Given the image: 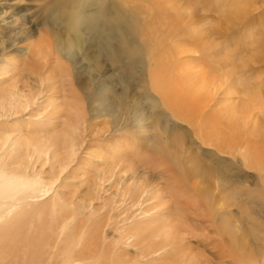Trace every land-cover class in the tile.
Returning <instances> with one entry per match:
<instances>
[{
	"label": "rangeland",
	"instance_id": "obj_1",
	"mask_svg": "<svg viewBox=\"0 0 264 264\" xmlns=\"http://www.w3.org/2000/svg\"><path fill=\"white\" fill-rule=\"evenodd\" d=\"M90 2L93 1L89 0V15L97 19L103 17L100 20L103 23L110 18V21L117 20L118 15L125 23L135 22L137 18L140 28L137 46L144 49L142 56L131 58L135 63L125 59L118 70L104 61L100 72H96L89 61V71L80 70V79L72 80V89L76 92L73 101L81 109L82 121L76 133L81 151L72 168L64 174L76 178L65 180L71 187L63 192L65 198L77 195L93 199L89 205L90 215L82 223L87 229L83 242H87V246L91 244L90 231L94 227L111 231V226L119 224L122 217L127 220L123 224L142 227L139 217H131L138 209L131 207L133 201L144 200L141 206L144 210L161 208L158 197L145 198L137 194L142 190H137L136 196L127 200L123 208L113 206L110 201L119 199L118 195L122 194L129 199L137 188L146 186L142 192L168 193L162 195L167 203L164 210L173 216L180 214L183 219L175 222L174 228L190 234L169 246L170 255H155L141 260L142 264H167L171 263V258L192 264H264V0H105L104 5ZM41 5L33 0H0V56L3 55L0 66L8 55L16 58V50L22 53L28 50L25 30L30 31V40L35 42L45 31L47 39L42 38L41 42L47 40L56 48L50 24L46 25L47 30L43 28L45 14L38 9ZM104 10L106 15L102 16ZM101 34H97L99 38ZM14 38L17 45L10 47ZM129 38L125 46L127 43L130 49L134 47V37ZM88 47L91 55L94 48ZM78 60L81 63L82 58L75 59ZM62 63L63 72H68L72 79L75 68L65 60ZM87 65L82 62L78 66L82 69ZM33 68L31 73L21 72L19 65L1 85H15L18 94L41 89L38 113L44 112L43 107L48 103L60 106L63 98L60 84L59 91L52 92L48 84L52 77L49 69L42 64ZM133 70L136 72L131 74ZM47 74L51 76L48 79ZM102 79L107 86V96L113 99V93H119L125 103L116 120L103 118L98 114L99 105L93 103L98 98L94 100L93 96ZM35 106L24 118L14 117L0 123V137L14 131L25 132L28 137L38 135L36 129L40 130L41 126L33 118ZM62 115L45 116L44 119L49 120L43 130L50 133L53 127L60 129V121L65 119ZM24 120L29 122L26 127ZM138 123L144 133L138 130ZM154 135L160 138L158 145H162V151L148 148V140ZM123 146L129 151L122 155ZM251 153L253 157L249 156ZM50 174V168H45L41 177L50 180ZM101 175L108 178L103 194L89 196L92 184L96 183L95 176ZM163 176L167 180L160 179ZM172 183L185 194L184 198L169 194L168 187ZM187 197L194 200L197 212L187 203ZM162 222L150 230L154 248L160 247L157 245L162 238L157 232ZM226 225L228 231L234 228L235 232L221 234ZM250 225L252 231L261 232L263 237H253ZM240 237L247 241L244 258L233 259L232 263H224L223 259L219 262L216 255L220 256L224 243L239 241ZM206 239L217 242L219 254H213ZM95 253L90 246L85 257L90 259ZM123 259L134 261L132 256ZM114 260L113 263H119ZM228 260L226 258L225 262Z\"/></svg>",
	"mask_w": 264,
	"mask_h": 264
},
{
	"label": "bare ground",
	"instance_id": "obj_2",
	"mask_svg": "<svg viewBox=\"0 0 264 264\" xmlns=\"http://www.w3.org/2000/svg\"><path fill=\"white\" fill-rule=\"evenodd\" d=\"M33 1L42 4V7L38 8L45 14L42 25L43 28L47 30L48 26L46 25L50 24V30H53L52 32H54L56 39V48L53 49L52 44L47 42V40L41 42L42 38L47 39L45 37V31L42 32L43 35L39 36L41 37L39 41L37 40L35 42V40H30L32 37V34H29L30 31L25 30V41L29 40L28 50L23 53L16 50L17 60L11 55H8V58L2 63L3 65L0 66V123L14 117L18 119L24 118L28 110L37 105L35 106L37 108L36 115L33 118H36L39 121H37L36 124L41 126L40 130H38V128L36 129L38 135L35 137H28L27 133L21 131L9 132L0 137V264H78L79 262L80 264H115L113 263V261H115L114 259L119 261L117 264H142L141 260L149 259L152 256L155 257V255H170L172 250L169 246L173 243L181 242L183 240L182 237L190 233L188 231L180 233V231H177L178 228H174L176 224H173L175 222L179 223L183 219L180 214L173 216L171 213L167 214V211L164 210L167 203H165V198L162 197V195L168 193L165 194L164 191H154L153 193L152 191L150 193L142 192L146 186L140 185L141 187L131 193L129 199H125L126 196H123V194L118 195L119 199L110 201L111 204H113V206L115 205L117 208H123L122 205L127 203V200H131L133 196H136L137 190H142L137 194L140 193L145 198L151 195H154L155 198L158 197L157 199L161 202L160 204L162 207H153L144 210V208L141 207L144 200L141 201L139 199L136 202L133 201L131 207H137L138 209H135L137 213L133 214L131 217H139V220L142 221V227H137L136 224H123L127 221L124 217L120 219L119 224L110 225L111 231L107 230L108 232H105L106 229L103 230L93 226L94 228L90 231V235L93 239L91 244L89 243V246H87V242H83V239L87 237V229L82 223L84 222V218L90 215L89 205L93 199L92 197L88 198L86 196L78 197L77 195H70V193H67L68 195L65 193L66 196L70 195V198H65L63 192L64 189L71 187L65 180L68 178H76L72 176V174L68 177H65L64 174L72 168L71 164L77 161V155L80 150V146L76 143V133L78 131L77 127L82 121L81 109L79 106L77 107V104L73 101V99H75L73 94L76 92L72 89V80L78 81L80 79V70H87L89 61L92 62L93 71L96 72H100L101 63L104 61L110 63L112 66H116L117 70L123 65L125 59L131 60V63L132 61L135 63L131 58L133 55L142 56L144 49L141 45L137 46L138 42L136 38L140 31V28H138L139 25L136 22L137 18L135 22L132 20V23H125L122 19L119 20L120 17H123L120 16L118 18V15L116 18L117 20L114 19V21H110V18L109 22L103 23L100 20L103 19V14L106 15L105 10L101 13L102 16L100 17L102 18L97 19L96 16H90L89 8L91 7H89V0ZM91 1H93V3H102V5L105 4V0ZM91 3L92 2H90V4ZM97 11L99 12V10ZM110 14H112V10ZM97 20H99L100 23L102 22V24H99ZM124 20L126 21L125 18ZM49 21L52 23H49ZM1 22L5 23L4 19ZM9 24H11V22ZM95 32L99 34L102 32L100 35L102 37L99 38V35H97L98 33ZM129 37H134V47L130 46V49L127 43L126 46L128 48L125 46L127 39L130 40ZM20 41L18 40V43H20ZM16 42L17 38L12 39L10 47L17 45ZM145 43L146 42L142 43L144 47H146ZM88 46L94 48L91 55H89ZM80 53L81 57L79 56ZM2 56L3 55L0 57L2 58ZM76 58H82L81 63L87 62L88 65L79 69L78 65L81 63L79 60V62L75 61ZM64 60L72 64L76 70L72 79L68 76V72H63L62 61ZM135 60H137V58H135ZM18 64L20 65L19 71L21 72L27 71L31 73L34 65L38 67V65L42 64V67L48 68L50 75H52L51 77L47 74V79L51 77L48 82L50 85L49 89L52 90V92H58V84H60L63 97L62 104H60V106H55L54 103H48V105L43 107L45 111L38 113L40 111L38 100L42 94L41 89L35 90L32 93L30 92L29 94H18V91L15 92V85L11 84L12 86H9V84L8 87H6L7 85L5 87L1 85L3 80H8L10 76L17 71L19 67ZM57 69L60 70L57 71ZM88 71L89 70H87V72ZM135 72L136 71L131 72V74ZM123 82H125V84L128 83L126 81ZM80 86L81 85L78 87L83 89V87ZM106 91L107 86L102 79L99 88L93 96L94 100L95 97L98 96V98H96L97 100L93 103L99 105L98 114H101L103 118L109 117L116 120L121 108L125 107V103L122 102L119 93H113V99H110ZM57 113L63 114L61 118H65L60 121L62 122L61 125L59 124L61 126L60 129L57 130V127H53L50 133L44 131V123H47V120H49H45L44 117L47 116L48 118V116L51 117ZM26 120L28 121L29 119ZM27 121H23L25 127L29 125ZM139 123L138 126L140 128L138 130L144 133L145 131ZM159 140L160 138L156 135L149 138L148 148H150V150L162 151V145H158ZM121 149L122 155L127 154L126 152L129 151H127L126 146L121 147ZM121 149L116 148V150ZM247 154L248 152H246V155ZM252 154L253 153L249 156L253 157L254 155ZM262 164L260 163L259 168L262 167ZM45 168H50V180L41 177ZM95 177L94 180H96V183L92 184V192L89 196L102 195L104 187L106 186L105 184L108 182V178H105L104 175ZM160 179L167 180L164 176ZM85 181H87V179H85ZM58 189L61 190L58 192ZM168 189H170L169 194L172 197L177 196L176 198H184L185 194H181L175 184H169ZM145 200V202L148 201L147 199ZM187 203H191L193 209L195 207V209L199 210L192 198L187 197ZM195 209L194 211H196ZM125 210L126 209L123 211L125 212ZM163 220L164 222H162ZM160 222L163 224L158 230L157 235L160 236L162 240L161 243L157 245L158 247L160 245V247L154 248V243L150 241L152 238L150 230L153 226L160 224ZM227 226L228 225H226V227L224 226L225 228L222 229L223 231L221 234L227 235L228 232V235H230L235 232L234 228L233 230L230 228L228 231ZM87 228L89 236V226ZM91 228L92 227H90V229ZM249 229L253 237H258V235L263 237V235L260 234L261 232L258 234L252 231L251 225ZM205 241L206 245L211 247L214 251L213 254L216 255V253H218L216 251L218 248L217 242L214 241L211 243L207 239ZM81 242L83 243L80 247ZM246 242L243 237H240L239 241H233V243L228 240L227 243H224V250L220 252V256L216 255V258L219 262L223 259L224 263H232L233 259L244 258V254L247 253L244 250ZM184 245L185 244H183V247ZM90 246H92V248L94 247L96 253L92 258L87 259L85 256ZM218 250L220 249L218 248ZM130 251L132 254H130ZM130 256H132L133 262H130L131 260L124 261V257L129 258ZM84 257L85 259H81ZM226 258L229 259L228 262H225ZM170 262L171 263L167 264L191 263H187L182 259L172 258Z\"/></svg>",
	"mask_w": 264,
	"mask_h": 264
}]
</instances>
